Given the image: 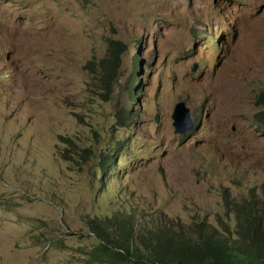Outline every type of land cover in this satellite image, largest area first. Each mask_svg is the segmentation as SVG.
Instances as JSON below:
<instances>
[{
	"label": "rangeland",
	"instance_id": "374dc122",
	"mask_svg": "<svg viewBox=\"0 0 264 264\" xmlns=\"http://www.w3.org/2000/svg\"><path fill=\"white\" fill-rule=\"evenodd\" d=\"M261 89L264 0H0V264H84L118 207L217 229L227 198L263 199Z\"/></svg>",
	"mask_w": 264,
	"mask_h": 264
},
{
	"label": "trees",
	"instance_id": "16d2710c",
	"mask_svg": "<svg viewBox=\"0 0 264 264\" xmlns=\"http://www.w3.org/2000/svg\"><path fill=\"white\" fill-rule=\"evenodd\" d=\"M125 51L122 41L109 38L105 54L95 62L93 79L108 97ZM257 103L263 110L256 116L264 123V89L258 91ZM113 159L105 153L101 170ZM249 194L239 200L226 199L225 219L217 215V229L207 220L189 225L165 217L148 221L120 207L96 216L88 224L96 244L88 250L84 264H264V191L263 199L253 189Z\"/></svg>",
	"mask_w": 264,
	"mask_h": 264
},
{
	"label": "water",
	"instance_id": "95a60500",
	"mask_svg": "<svg viewBox=\"0 0 264 264\" xmlns=\"http://www.w3.org/2000/svg\"><path fill=\"white\" fill-rule=\"evenodd\" d=\"M192 69H196V64ZM170 117L172 119L173 131L176 134H183L193 126L192 115L182 100L175 103Z\"/></svg>",
	"mask_w": 264,
	"mask_h": 264
},
{
	"label": "clouds",
	"instance_id": "9594fccd",
	"mask_svg": "<svg viewBox=\"0 0 264 264\" xmlns=\"http://www.w3.org/2000/svg\"><path fill=\"white\" fill-rule=\"evenodd\" d=\"M212 37H213V34H210V38L212 39ZM195 65V64H194ZM196 67H197V65H196Z\"/></svg>",
	"mask_w": 264,
	"mask_h": 264
},
{
	"label": "bare ground",
	"instance_id": "6f19581e",
	"mask_svg": "<svg viewBox=\"0 0 264 264\" xmlns=\"http://www.w3.org/2000/svg\"><path fill=\"white\" fill-rule=\"evenodd\" d=\"M217 45V44H216Z\"/></svg>",
	"mask_w": 264,
	"mask_h": 264
}]
</instances>
